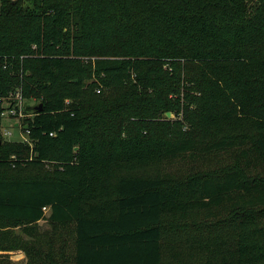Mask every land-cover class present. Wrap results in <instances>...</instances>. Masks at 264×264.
Listing matches in <instances>:
<instances>
[{"label":"trees","instance_id":"trees-1","mask_svg":"<svg viewBox=\"0 0 264 264\" xmlns=\"http://www.w3.org/2000/svg\"><path fill=\"white\" fill-rule=\"evenodd\" d=\"M17 88L0 264H264V0H0Z\"/></svg>","mask_w":264,"mask_h":264},{"label":"rangeland","instance_id":"rangeland-1","mask_svg":"<svg viewBox=\"0 0 264 264\" xmlns=\"http://www.w3.org/2000/svg\"><path fill=\"white\" fill-rule=\"evenodd\" d=\"M97 78L94 76L90 79V81H96ZM98 81V80H97ZM22 89V88H21ZM99 87L97 88V92ZM17 89L13 90V92L11 93L12 96H14L17 92ZM102 91V90H101ZM100 91V92H101ZM23 94V93H22ZM24 97V95H23ZM24 102H25V107L29 109V112H32L31 107H33L34 105L38 104L39 100L32 96L31 98L29 97H24ZM68 105H69V100L67 101ZM34 115V114H33ZM32 115V116H33ZM168 115V114H167ZM172 116L174 117V113L172 114ZM169 116V117H172ZM3 120V124H2V135L4 137V139H7L8 141H25V142H29V138H28V132H25L22 128H19V126H16V119L12 118V117H2ZM11 133H8V132ZM181 164H174V165H162L161 166V170L163 171H169L172 170L176 167H180ZM47 210V214H49L48 209ZM39 225L41 227V229H48L50 228V224L47 220H41L39 221ZM9 254L11 255V259L19 264H26L27 263V256L26 254L22 251V250H14V251H10Z\"/></svg>","mask_w":264,"mask_h":264},{"label":"built area","instance_id":"built-area-1","mask_svg":"<svg viewBox=\"0 0 264 264\" xmlns=\"http://www.w3.org/2000/svg\"><path fill=\"white\" fill-rule=\"evenodd\" d=\"M100 90L101 89L99 88L98 91L100 92ZM12 92L13 91H11L8 96L0 97V102L2 105L1 116L15 118L16 122H19L20 124L21 120L28 116H31L33 113H26L25 111V102L21 88H17V93L14 96H12ZM17 126L22 127L21 124ZM8 133L11 132L9 131Z\"/></svg>","mask_w":264,"mask_h":264},{"label":"water","instance_id":"water-1","mask_svg":"<svg viewBox=\"0 0 264 264\" xmlns=\"http://www.w3.org/2000/svg\"><path fill=\"white\" fill-rule=\"evenodd\" d=\"M41 105H42V104H41ZM40 109H41V108H40ZM167 114H168V116H172V113H171V112H168ZM18 124H19V122H16V123H15L16 126H17ZM23 127L27 129V128L29 127V125H28V124H25Z\"/></svg>","mask_w":264,"mask_h":264}]
</instances>
